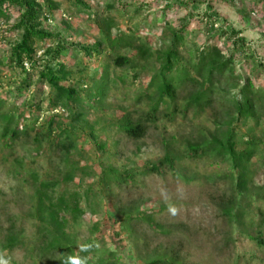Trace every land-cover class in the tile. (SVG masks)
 <instances>
[{
    "label": "rangeland",
    "instance_id": "1",
    "mask_svg": "<svg viewBox=\"0 0 264 264\" xmlns=\"http://www.w3.org/2000/svg\"><path fill=\"white\" fill-rule=\"evenodd\" d=\"M49 1L58 5L49 9L47 0L35 2L41 12L37 29L54 40L37 44L32 67L23 63L27 88L21 87L27 75L6 65L22 34L12 28L18 15L0 25L2 110L26 116L33 106L36 128L52 116L60 126L53 129L52 142L44 141L37 153L33 134L10 148L0 139V264H40L39 249L51 237L58 238L62 249L48 257L47 264H148L158 259L176 264H264V98L256 119L230 124L234 115L226 111L227 99L220 100L246 79L264 93V0H82L87 10L81 12L70 0ZM208 9L240 33L246 55L234 56L233 71L220 81L209 107L184 111L195 92L184 85L174 102L160 105L150 120L146 84L159 73L172 32L184 29L178 52L186 62L195 47L215 44L225 53L230 50L228 41L206 32L203 18ZM123 38H131L130 46H111ZM139 44L145 54L135 49ZM61 45H99L101 51L89 57L73 49L67 52L59 63L70 73L63 85L76 90L80 103L51 111L50 90L37 78L52 58L43 49ZM116 55L129 58L130 64L116 67ZM102 81L105 96L100 99L96 91ZM77 114L81 116L75 120ZM26 118L28 124L35 119ZM126 122L141 125L143 137L128 138L121 131ZM227 127L233 128L236 140L259 142L248 166L246 190L240 193L238 173L229 170L227 162L185 154L187 145L207 142ZM68 141L74 148L65 154L58 144ZM166 153L175 158L171 169L119 186L102 180L104 172L120 176L138 171ZM68 173L72 177L64 181ZM48 181L58 182L47 193L49 202L62 200L69 207L54 206L51 218L48 201L41 212L37 209L40 183ZM8 232L22 244L4 249Z\"/></svg>",
    "mask_w": 264,
    "mask_h": 264
},
{
    "label": "trees",
    "instance_id": "2",
    "mask_svg": "<svg viewBox=\"0 0 264 264\" xmlns=\"http://www.w3.org/2000/svg\"><path fill=\"white\" fill-rule=\"evenodd\" d=\"M234 1V0H231ZM36 0H0V23L3 24L7 21L10 15H18V20L12 27L14 30L20 31L22 34L20 40L10 49V54L7 58V67H13L19 70L23 75H27V80L22 84V88L29 86L28 72L25 71L23 63H29L33 66L35 53L37 51V44H42L46 41H53V35L47 32H43L37 29V22L39 21L41 12L38 10ZM71 4L77 9V12L86 11L87 5L82 0H70ZM58 4H54L47 0V6L49 9L56 7ZM211 11V10H210ZM208 12L204 14L205 21H207V33L216 34L219 38L225 39L230 44V50L223 52L217 45H204L201 48L195 47V52L191 61L186 62L183 60L178 52L180 45L184 44L185 38L183 37L184 29L182 28L178 32H172L169 45L166 51L160 57V69L159 73L152 76L146 84L147 95L146 101L151 102L150 110L146 114L150 120L155 119V114L158 108L162 104L173 103L177 98L178 88L184 85H189L195 88L194 94L187 102L184 111L189 107L195 109H203L209 107L216 94L217 87L220 85V81L233 71V63L236 60L235 55L245 56L247 48H245L244 39L239 35L240 33L230 26L226 25V22L221 20L215 12ZM225 23V24H224ZM219 24V25H218ZM224 24V25H223ZM218 25V26H217ZM131 38H123L112 41L113 48H120L130 46ZM143 44L135 46L138 52L145 54L146 49ZM70 49L82 52L83 55L89 57L92 54H99V45L96 46H75V45H61V47H55L54 50L45 47L43 49L45 55L52 54V58L38 73L37 82L42 85H46L49 91L48 106L51 111H57L61 106L68 104L80 103L79 96L76 90L72 87L64 86L63 83L68 81L70 73L65 69V65L60 61L65 60L64 56ZM53 51L52 53H50ZM145 56V55H144ZM113 64L116 67H123L129 65V58L125 56H115L113 58ZM1 66V63H0ZM174 73V75H172ZM232 79H235L232 77ZM230 84V83H229ZM105 82L102 81L97 87L98 97L103 99L105 94ZM150 91V92H149ZM264 98V93L259 90H254L250 81L246 79L243 86L237 91L229 94H223L220 98L227 99L225 104L227 105L226 111L228 114L234 115L229 119L227 124L231 121H247L249 119H256L257 111L262 107L261 101ZM33 106H31L32 108ZM35 107L39 109V106ZM29 109L26 116H22V111H19L17 115L11 112L5 113L2 110V104L0 103V139L4 140V146L7 148L12 147L18 140L24 138L29 139L31 137L33 145L35 146V152L37 153L41 147V144L46 141L52 142L53 129L55 126L59 128V123L55 116L47 118L43 121L40 128L35 127V121L37 116ZM62 109V108H60ZM68 109V108H67ZM64 110V109H63ZM174 106L172 112H175ZM33 117L32 123H27L26 117ZM81 114H77L74 119L78 120ZM45 127V132L42 133L41 129ZM220 129V128H218ZM121 131L132 139H140L144 135V128L137 125H130L126 122L121 126ZM219 131V134H218ZM238 144L241 145L238 148ZM60 149L67 154L70 149L74 148L71 142L65 144L61 142L58 144ZM259 148V142L254 138L236 140V135L233 132V128H225L223 130H217L216 134L212 135L211 139L207 142L202 141L200 144L187 145L186 156L189 158H203L210 156L214 161L223 160L228 163L229 170L238 173L236 188L238 193L246 190L247 184V170L250 162L256 156ZM175 158L166 153L164 157L156 163H150L140 168L138 171H126L123 175H112L108 172H104L102 180L104 182H112L116 186L125 183L133 182L134 178L146 176L149 174H159L162 169L172 168V164ZM71 173H68L64 181L70 180ZM58 185V182H41L40 187L42 192H38L37 197V209L41 212L44 208V202L48 201L47 208L49 217H53V208L63 207L64 210H68V206H64L62 200H58L57 203L49 202L47 193L53 192ZM128 220L126 219L124 223ZM57 223V222H56ZM52 236V235H51ZM261 243V242H258ZM22 242L17 239L12 232H8L4 239L3 248L11 250L21 245ZM62 249L58 238L51 237L48 243L40 247L39 256L40 264H47L48 257L52 256L57 250ZM92 249V248H91ZM88 249L84 250L86 253ZM41 258V259H40ZM52 258V257H50ZM44 262V263H43ZM101 264H114L108 261H99ZM69 264H73L72 260ZM148 264H176L169 260H154Z\"/></svg>",
    "mask_w": 264,
    "mask_h": 264
},
{
    "label": "built area",
    "instance_id": "3",
    "mask_svg": "<svg viewBox=\"0 0 264 264\" xmlns=\"http://www.w3.org/2000/svg\"><path fill=\"white\" fill-rule=\"evenodd\" d=\"M0 25H2V23H0Z\"/></svg>",
    "mask_w": 264,
    "mask_h": 264
}]
</instances>
